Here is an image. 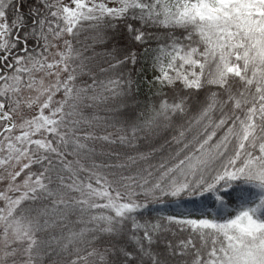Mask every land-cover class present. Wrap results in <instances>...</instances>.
Segmentation results:
<instances>
[{
    "label": "snow or ice",
    "instance_id": "snow-or-ice-1",
    "mask_svg": "<svg viewBox=\"0 0 264 264\" xmlns=\"http://www.w3.org/2000/svg\"><path fill=\"white\" fill-rule=\"evenodd\" d=\"M0 264H264V0H0Z\"/></svg>",
    "mask_w": 264,
    "mask_h": 264
},
{
    "label": "trees",
    "instance_id": "trees-1",
    "mask_svg": "<svg viewBox=\"0 0 264 264\" xmlns=\"http://www.w3.org/2000/svg\"><path fill=\"white\" fill-rule=\"evenodd\" d=\"M94 35L95 33L90 30H87L86 26V30L81 32L80 36L78 37L79 43L77 44V47L83 50L85 55L91 56L93 50H95L96 52L103 51V48L99 44L95 43L93 39ZM145 91H147V89H145ZM96 114L104 115V112L101 110Z\"/></svg>",
    "mask_w": 264,
    "mask_h": 264
}]
</instances>
